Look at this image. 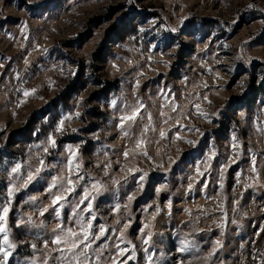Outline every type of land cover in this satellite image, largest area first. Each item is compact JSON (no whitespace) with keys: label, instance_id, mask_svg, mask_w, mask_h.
I'll return each instance as SVG.
<instances>
[{"label":"rangeland","instance_id":"1","mask_svg":"<svg viewBox=\"0 0 264 264\" xmlns=\"http://www.w3.org/2000/svg\"><path fill=\"white\" fill-rule=\"evenodd\" d=\"M0 264H264V0H0Z\"/></svg>","mask_w":264,"mask_h":264}]
</instances>
